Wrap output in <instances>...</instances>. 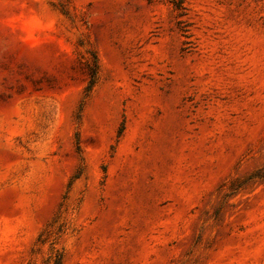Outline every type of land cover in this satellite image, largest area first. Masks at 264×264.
Returning a JSON list of instances; mask_svg holds the SVG:
<instances>
[{"label":"rangeland","instance_id":"rangeland-1","mask_svg":"<svg viewBox=\"0 0 264 264\" xmlns=\"http://www.w3.org/2000/svg\"><path fill=\"white\" fill-rule=\"evenodd\" d=\"M0 264H264V0H0Z\"/></svg>","mask_w":264,"mask_h":264},{"label":"trees","instance_id":"trees-1","mask_svg":"<svg viewBox=\"0 0 264 264\" xmlns=\"http://www.w3.org/2000/svg\"><path fill=\"white\" fill-rule=\"evenodd\" d=\"M94 65H93V68H92V71H91V75H90V79L88 81V87H92L95 83V73H96V68H97V65H96V57H94Z\"/></svg>","mask_w":264,"mask_h":264}]
</instances>
